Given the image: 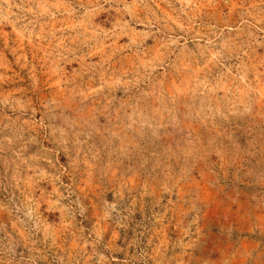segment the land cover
<instances>
[{
  "label": "rangeland",
  "instance_id": "374dc122",
  "mask_svg": "<svg viewBox=\"0 0 264 264\" xmlns=\"http://www.w3.org/2000/svg\"><path fill=\"white\" fill-rule=\"evenodd\" d=\"M0 264H264V0H0Z\"/></svg>",
  "mask_w": 264,
  "mask_h": 264
}]
</instances>
